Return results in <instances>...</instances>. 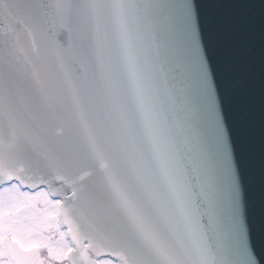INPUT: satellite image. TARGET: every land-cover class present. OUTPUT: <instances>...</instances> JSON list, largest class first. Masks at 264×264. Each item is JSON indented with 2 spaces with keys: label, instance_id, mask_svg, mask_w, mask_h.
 Returning a JSON list of instances; mask_svg holds the SVG:
<instances>
[{
  "label": "snow or ice",
  "instance_id": "obj_1",
  "mask_svg": "<svg viewBox=\"0 0 264 264\" xmlns=\"http://www.w3.org/2000/svg\"><path fill=\"white\" fill-rule=\"evenodd\" d=\"M249 6L0 0V264H264Z\"/></svg>",
  "mask_w": 264,
  "mask_h": 264
},
{
  "label": "water",
  "instance_id": "obj_2",
  "mask_svg": "<svg viewBox=\"0 0 264 264\" xmlns=\"http://www.w3.org/2000/svg\"><path fill=\"white\" fill-rule=\"evenodd\" d=\"M250 5L249 7L237 8L234 9L232 12L233 18L235 23L240 27V29L246 32L250 38H255L257 41L259 40L260 32L262 25H264V16H262L261 8H260V0H249ZM220 52L212 50V58L213 63L215 64L219 59ZM258 72V69H257ZM259 92H260V83L258 75L250 82V94L256 98V134H255V145L258 148L259 140H260V133H259V110H258V103H259ZM226 111L229 117V123H233L237 116V106L234 103H229L226 106ZM239 149V144H238ZM248 173H246L247 175ZM254 186L250 185L249 194L250 196L254 194ZM115 260V258H112Z\"/></svg>",
  "mask_w": 264,
  "mask_h": 264
}]
</instances>
